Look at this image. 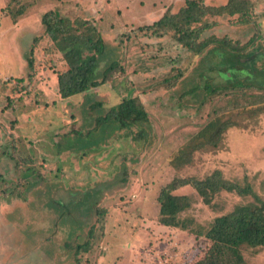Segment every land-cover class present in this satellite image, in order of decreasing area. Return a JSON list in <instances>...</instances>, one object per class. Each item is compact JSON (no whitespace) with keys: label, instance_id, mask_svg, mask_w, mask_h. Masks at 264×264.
Returning a JSON list of instances; mask_svg holds the SVG:
<instances>
[{"label":"rangeland","instance_id":"1","mask_svg":"<svg viewBox=\"0 0 264 264\" xmlns=\"http://www.w3.org/2000/svg\"><path fill=\"white\" fill-rule=\"evenodd\" d=\"M252 2L246 22L238 15L206 16L202 24L209 27L199 41H223L196 55L172 32L151 37L138 29L186 0H0V264H193L211 244L204 233L214 218L254 198L221 191L208 205L194 188L181 187L175 193L192 197L182 216L194 219L190 229H181L158 221L161 187L175 177L204 178L219 169L264 199V109H253L264 104V89L210 93L205 87L227 84L222 71L237 74L238 65L217 55L227 45L222 43L246 56L239 69L259 74L264 0ZM56 9L71 19L97 22L98 16L111 33L109 50L121 58L101 85L69 99L57 91L60 53L41 39L43 15ZM124 30H136L141 39L128 44L138 35L122 38L121 53L116 40ZM130 95L139 96L149 113L142 137L138 126L115 122L87 133L95 114ZM96 103L101 105L91 112ZM220 112H228L234 125L219 144L185 154L174 167L172 155ZM29 167L40 176H26ZM87 242L86 252L81 246ZM243 255L247 264H264V247H244Z\"/></svg>","mask_w":264,"mask_h":264},{"label":"trees","instance_id":"2","mask_svg":"<svg viewBox=\"0 0 264 264\" xmlns=\"http://www.w3.org/2000/svg\"><path fill=\"white\" fill-rule=\"evenodd\" d=\"M253 6L252 0H227L225 4L219 6L205 5L202 0H186L185 5L175 11H172V8L168 6L161 17L138 29L150 33L151 37H162L165 33L172 32L178 43L197 55L211 44L223 41L214 36L199 41L203 29L209 27L208 22L202 24L206 16L238 15L241 22H246L251 17ZM18 14H22L21 11ZM95 18L98 22L99 17ZM90 19L78 17L71 19L62 15L57 9L48 11L43 15L44 31L41 39L45 38L51 41L60 53V65L54 63L59 66L56 71L57 91L61 99H69L74 95L89 92V90L101 85L100 79L111 68L120 65L121 58L116 54L114 56L112 50H109L110 48L107 46L111 36L110 31L106 30L103 24L100 26L101 22L97 23ZM134 33L138 35L136 30H124L117 34L118 40L116 41L121 48V53L124 50L122 48L124 42L121 39ZM138 38L141 39L139 35H133L126 42L129 44L131 40L136 39L138 41ZM35 39L36 41L34 40L30 51L31 56L27 61L30 72H35L34 57L38 43L37 38ZM224 44L230 48L227 45L222 47ZM219 46L224 51H216L217 55L225 57L226 62L230 64L238 65L237 74L233 75V73L232 76L229 72L222 71L221 77L228 81L227 84H220L214 89L211 87L212 84H206L205 87L210 93L243 88L264 89V63L259 71H256L259 74L253 76L247 70L239 69L243 65L242 58L246 56L240 54L241 52L237 48L229 43H222ZM223 68L222 70H224ZM122 71L125 72V69ZM99 76L100 78H98ZM100 105V103H96L92 106L91 112H95L94 107ZM253 109H264V104H258ZM228 114V112L225 114L220 112L212 115L206 124L185 144L184 147L186 148L172 155L170 163L174 167H178L192 151L207 146L216 147L222 140L224 133L234 125V121L226 117ZM112 122L117 123L121 128L138 126V134L142 137L145 131L143 124L149 122V113L139 96L130 95L111 106L103 115L102 113L95 114L94 127L91 130L88 129L87 133L98 130L99 127L106 129L112 125ZM76 133L81 135V132ZM32 161L31 156L30 162ZM26 173V176H40V172L34 167L27 168ZM184 186L194 188L208 205H211L215 195L221 191L235 192L243 196L252 195L254 198V201L239 204L231 212L214 218L204 233L211 244L204 255L193 264H247L243 255V248L264 247V199L255 194L250 185L226 179L219 169L214 170L204 178L197 176L175 177L161 187L157 195L158 221L160 224L190 229L194 223L192 217L182 216V213L191 207L192 197L187 194L175 193L176 190ZM87 245L88 242L83 244L81 249L86 252L89 251Z\"/></svg>","mask_w":264,"mask_h":264}]
</instances>
